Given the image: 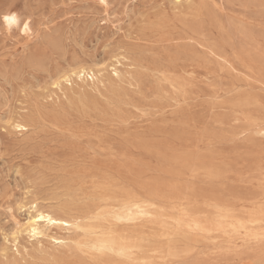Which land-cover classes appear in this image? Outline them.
<instances>
[{
	"label": "rangeland",
	"instance_id": "rangeland-1",
	"mask_svg": "<svg viewBox=\"0 0 264 264\" xmlns=\"http://www.w3.org/2000/svg\"><path fill=\"white\" fill-rule=\"evenodd\" d=\"M261 234L264 0H0V264H264Z\"/></svg>",
	"mask_w": 264,
	"mask_h": 264
},
{
	"label": "bare ground",
	"instance_id": "bare-ground-1",
	"mask_svg": "<svg viewBox=\"0 0 264 264\" xmlns=\"http://www.w3.org/2000/svg\"><path fill=\"white\" fill-rule=\"evenodd\" d=\"M99 1L101 2V0H99ZM103 3H105V0H103ZM5 15H9V14L2 15L3 23H5V21L3 19V17ZM17 23H18V21L12 25H17ZM25 24H27V23L23 24V30L29 31V26L27 29H25V27H24ZM6 25L11 26L9 24H6ZM67 42H68V40H67ZM80 72H85V69L83 67H80L79 71H77V72H74L73 70H71L68 75H66V74L63 75L62 80H65L66 78H68L71 75L77 76V74ZM89 72H91V70H89ZM91 74L94 77V81H95V82H92L91 85L94 88H96V86L98 84H100L101 81H99L97 75L94 74L93 71ZM114 75L117 76V73L115 72ZM92 81H93V79H92ZM36 82H38V81H36ZM4 101H5V99H4ZM5 103H6V101H5ZM17 127H19L20 129H25V127L22 125H17ZM111 207H112V209H114L111 211L112 218L115 222L119 223V222H129V221L136 219L137 217L146 219L149 216L150 204L146 199H141L134 194H127L121 199H115L113 201V203L111 204ZM97 209L98 208L95 207L94 210H97ZM57 213H59L58 216L53 215V214L48 213V212H43V211L37 210L36 214L33 215L32 217H30L26 223L27 232L30 233L33 238L39 239V238L45 236L46 230L57 229V230L68 231V230L72 229L73 227H78L81 224L80 220H83V219H81V217L71 214V211L65 207L58 208ZM40 217H43V219H40ZM53 221H55V222H53ZM33 233H35V234H33ZM53 240H55L60 245L64 244L63 243L64 238H62V237L53 238ZM91 245L98 252L107 251L110 253H114L118 257H125L127 254V250L130 249V246L125 242V240L122 237H120V236L114 237L112 235V233H101L99 236H97L92 241ZM102 246L105 249L104 251H100Z\"/></svg>",
	"mask_w": 264,
	"mask_h": 264
},
{
	"label": "snow or ice",
	"instance_id": "snow-or-ice-1",
	"mask_svg": "<svg viewBox=\"0 0 264 264\" xmlns=\"http://www.w3.org/2000/svg\"><path fill=\"white\" fill-rule=\"evenodd\" d=\"M101 2L103 3V0H101ZM3 19H4L5 23H6V24H9V25L15 24V23L17 22V18H16L15 15H5V16L3 17ZM24 27H25V29H27V28H28V25L25 24ZM40 219H43V217H40ZM53 222H55V221H53ZM33 234H35V233H33ZM257 238H258L261 242H264V234H261V235H260L259 237H257ZM104 250H105V249H104V247L102 246L101 249H100V251H104Z\"/></svg>",
	"mask_w": 264,
	"mask_h": 264
}]
</instances>
